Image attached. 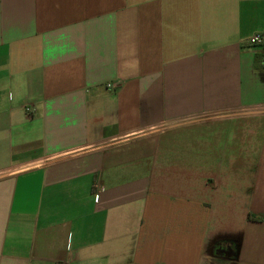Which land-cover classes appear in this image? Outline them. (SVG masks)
Returning <instances> with one entry per match:
<instances>
[{"label":"crops","instance_id":"crops-1","mask_svg":"<svg viewBox=\"0 0 264 264\" xmlns=\"http://www.w3.org/2000/svg\"><path fill=\"white\" fill-rule=\"evenodd\" d=\"M58 263L264 264V0H0V264Z\"/></svg>","mask_w":264,"mask_h":264},{"label":"built area","instance_id":"built-area-1","mask_svg":"<svg viewBox=\"0 0 264 264\" xmlns=\"http://www.w3.org/2000/svg\"><path fill=\"white\" fill-rule=\"evenodd\" d=\"M262 41H263V36H262L261 34H256V35L252 38V40H251V42H252L253 44H261ZM111 87H112V85H111ZM74 153H75V152L70 153L69 155H72V154H74ZM59 158H63V157H59ZM47 162L50 163L51 160H48ZM37 166H40V165H37ZM96 199H99V196H98V195H96ZM58 264H65V263H58Z\"/></svg>","mask_w":264,"mask_h":264},{"label":"trees","instance_id":"trees-1","mask_svg":"<svg viewBox=\"0 0 264 264\" xmlns=\"http://www.w3.org/2000/svg\"><path fill=\"white\" fill-rule=\"evenodd\" d=\"M253 219H256V218H254V217H252Z\"/></svg>","mask_w":264,"mask_h":264}]
</instances>
